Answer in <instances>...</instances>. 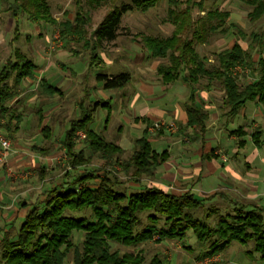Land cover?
<instances>
[{
    "label": "rangeland",
    "instance_id": "obj_1",
    "mask_svg": "<svg viewBox=\"0 0 264 264\" xmlns=\"http://www.w3.org/2000/svg\"><path fill=\"white\" fill-rule=\"evenodd\" d=\"M176 1L177 6H172L171 9H173L174 12H179L188 7L191 11L193 22L204 17L205 13L208 11L217 10L229 13V17L226 19L223 26L224 28H228L225 34L220 32L222 29L220 28L214 34H207L203 43L195 42L194 44L197 53L202 57H206L207 65L214 64L215 56L224 50L230 49L235 42H239L243 47H246L251 43V35L260 37L262 49H264V17H261L256 22H249L247 13L250 7L245 2L247 0ZM84 2L85 0H45L48 15L53 21V23H51L41 19L31 20L30 17L22 12L18 13L17 19H14L12 16L14 0H0V69L6 64L8 59L14 60L15 52L17 51L26 59L33 61L38 66L45 69L47 77L52 78V83L55 85L58 83V86L60 85L61 88V94H55L50 101V98L42 94L38 87L36 88L33 86L35 90L31 92H23L22 90L25 95L23 99L13 100L7 104L10 113L14 115L18 114L21 119H25L26 116H29L27 117L28 119L30 117L33 118L34 107L36 105L40 107L41 105H46L47 108L55 107V112L51 115L49 120V123H51L54 129L51 139L55 140L57 146L59 144L58 149L61 153L54 169L46 174V177L49 179L48 185L50 186L46 185L47 187L43 188L44 194L36 199L35 204L28 212L34 207H42V201L45 200L47 191L51 189L59 191L61 187L70 186L73 179H76L84 172L93 173V180H89V182L85 180L82 181L78 187L76 186L78 190L86 185H95L100 179H104V177L111 181L114 190L125 192L126 194L143 191L146 186L141 185L142 181L154 183V175L151 178L142 177L140 180H136L137 178L133 176V169L131 167H126L125 170L122 169V167L128 163L133 153V140L141 135L140 130H138V128L134 129L133 127L136 125V122L133 121L135 113L129 107V99L136 90V84L137 86L142 84L143 80L156 91L153 93V97H162L164 95V89L170 91L167 95L165 93V100L170 99L173 92L180 85V87H183L182 84H184L181 79L170 83L171 85L164 84L157 74L156 69L160 64L167 65L169 63L168 54L164 58L152 59L141 43L144 36L163 38L171 36L174 26L167 16L169 7L168 0H158L157 3L146 12L133 10L123 14L118 37L113 42L101 43L99 47L92 38L93 31L111 8L119 6L122 3H127L128 0H108L104 5L93 9L85 8ZM201 7L202 10H200ZM86 11L88 15L85 14ZM76 13L84 14L83 16L86 17L85 21L88 20L86 23L85 21L82 22L83 25H85L80 27L79 33L66 34L65 30L61 32L62 23H74ZM237 30L241 31L244 38L237 39ZM15 31H17V34H15ZM180 39H186L187 41L193 40L194 43L190 30H185ZM255 46L257 51V49H259L258 44H255ZM260 53L264 56V50L260 51ZM174 55L176 56V54ZM239 70L240 68L237 67L234 73ZM71 72L75 73L76 76L74 77L71 75ZM120 74H127L129 80L125 86L113 90L104 89L103 81L97 79L98 75L117 76ZM236 77L241 85L251 80V75L248 70L241 73L236 72ZM8 83L12 85V79ZM201 84L204 85L205 81H202ZM33 85H36V83ZM143 86H147L146 88L149 87L145 84ZM213 88L216 93L213 94L214 97L211 102L215 106L212 111L218 112L219 114L226 113V109L222 106V94H219L221 88L219 85H213ZM17 95L16 93L15 96ZM31 96L34 98L33 102H30ZM112 96L115 97L113 98ZM40 98L43 101H41ZM105 98H111L110 109L112 111L106 127V110L102 107L94 106L95 100L96 102L98 101V103H103L105 101L110 103V100ZM77 99L78 101L82 99L83 102H85V107L88 106L90 109L93 108V119L89 128L99 133L108 141L115 144H117V142L120 143L119 146H121L122 152L116 154L112 160H104L100 158L98 154L92 153L83 139L81 140L80 136H77L74 142V150L76 152L78 150H83L86 155L90 156V162L78 168H73L68 164V157L63 150L60 140L63 139V132L69 127L68 121L72 118H79L78 116L75 117L79 112L77 105H75V103L78 102ZM137 100L138 98L136 97V101ZM251 103L253 102H248L244 106L246 108L245 115L248 118L247 120L239 116L237 119L235 118V122L231 124L230 122L233 121L236 115L228 116L225 114V122L227 124L230 123L228 128L237 129L239 125L242 131L237 134L228 132L226 136L224 135V138L228 140L231 136L234 137L233 143L231 142V145L228 147V152L231 158L230 162L235 171L238 172L240 176L244 177L249 185H251V182L255 181L257 182V187H260V184L264 183V166L260 168L262 171L258 174V168H255L256 164L252 163L251 166L244 162L245 154H248V150L247 147L244 148L245 144L243 139H249L250 134L257 131H260V142L262 137H264L262 136V133H264V131H262L264 130V110H262L259 105H256L257 107H252ZM250 106L253 112H257L258 109L262 111L260 115L256 113L257 118L255 117V121H249L251 116L249 111ZM245 108H243L242 111H244ZM238 113H241V110ZM0 119L2 120V124L6 121V118L0 117ZM14 123L15 121L12 120V124ZM2 124H0V126ZM172 124L173 126L170 130H163V128L154 129L153 124L148 126V132L149 134L151 133L148 138L151 140L152 149L157 153H161L164 149L172 147L173 156L178 147L185 146L183 149H186L188 146L194 147L195 136L193 130L178 125L175 121H172ZM20 127L22 128V135L26 136L25 146L28 147L33 143V141L29 139L30 137L28 134L34 129L36 130V128H31L30 122L29 124L25 122ZM0 129L10 139L7 134L8 132L3 127ZM203 135L205 136V133ZM239 140L241 145L236 143ZM184 141L188 142L187 145L184 144ZM233 149H238L237 157L232 154ZM262 156L264 155H261V157ZM174 158L173 161L177 162V156H174ZM227 161H229V159H226V162ZM255 174H257V176H255ZM34 180L36 181L37 179L35 178ZM192 180H194V177ZM19 184L21 185V183ZM238 185H240V187L244 186L242 183H238ZM162 188L163 191H169L171 193H191L194 195V183L190 180H186V182L185 180L181 182L176 181V183H170ZM221 193L222 194L219 193V195L216 196V200L211 202H208V199L198 198V193L194 195L196 199L202 201V205L199 209L190 211L189 216L192 219H197L204 226H208L203 232L204 235L209 233L207 230L214 229L215 224L221 218H226V223L229 225L232 224L233 221H231L230 218L234 215H238V213L252 211V214L259 215L261 221L264 222V206H262L264 204H262V201L239 198V202L236 203L234 200L237 199L236 197L228 192ZM26 198L29 199L30 195ZM258 204L261 205L259 206ZM151 215L156 218L154 221L158 228L167 226L161 214L146 211L138 215L139 223L134 228L135 233L141 231L150 223L149 217ZM72 217L90 218V212L72 213ZM180 221L186 223L180 224V227H187L184 239L181 241L176 239H166L159 243L149 241L136 247L111 244V251H118L121 254L140 251L146 262L153 256H157L163 261V264H228V258H231L232 261L235 260V264H264V260H260V258H258L260 257L259 254L254 252V244L252 241L247 242L245 245L233 242L222 251V253L218 252L213 255H206L215 238H212L213 240L197 241L193 230L188 228L193 220L180 218ZM18 229L19 225L18 227L5 226L4 230L0 233V246L4 239L14 241ZM72 238L74 243L79 245L83 241V232H73ZM248 252L253 255L252 259L247 257ZM64 264H72L71 254L67 256Z\"/></svg>",
    "mask_w": 264,
    "mask_h": 264
},
{
    "label": "trees",
    "instance_id": "obj_2",
    "mask_svg": "<svg viewBox=\"0 0 264 264\" xmlns=\"http://www.w3.org/2000/svg\"><path fill=\"white\" fill-rule=\"evenodd\" d=\"M107 1L85 0L84 7L93 9ZM157 1L128 0L127 3L111 8L92 33L95 44L99 47L101 43L113 42L118 37L123 14L133 10L146 12ZM245 2L250 7L247 13L249 22L253 23L264 17V0ZM13 4L14 19L22 12L31 20L41 19L53 23L48 15L45 0H14ZM168 6L167 16L174 26L171 36L165 38L144 36L141 43L152 59L164 58L168 54L169 63L160 64L156 69L164 84L181 79L189 87L190 93L184 104L187 120L185 127L193 130L194 134L206 131L208 113L196 105L195 93L198 90L210 89L213 85H219L221 88L222 106L228 116L237 115L248 102H253L264 110V56L260 53L264 49L260 37L251 35V43L246 47L235 42L230 49L215 56L214 64L207 65L206 57L197 53L194 44L203 43L207 34H214L220 28H222L220 32L225 34L228 28L223 26L229 13L208 11L204 17L193 22L188 7L174 12L171 8L177 6L176 0H168ZM83 15L76 13L74 23H62L61 32L65 30L66 34L79 33L80 27L85 25L82 23L86 18ZM185 30L191 31L194 43L193 40L180 39ZM15 32L17 34V31ZM236 34L237 39L244 38L240 30H237ZM255 44H258V52ZM14 57V60L8 59L0 69V117L6 118L0 128L3 127L8 136L16 129L21 117L18 114H11L7 104L15 97L20 80L31 78L36 69L34 63L21 53L16 51ZM237 67L240 70L236 72L248 70L251 80L241 85L237 81L236 72L234 73ZM11 79L13 83L9 85ZM97 79L103 81L104 89H117L126 85L129 76L98 75ZM202 81H205L204 85L201 84ZM46 87L51 92H58L54 87ZM12 120L15 121L14 124ZM90 120V113L84 112L79 119L72 120L64 132L61 145L68 157V164L73 168L90 162V156L83 150L77 152L74 150V137L78 131L84 132V143L90 151L104 160H112L116 154L122 152L118 145L106 141L100 134L90 130L87 127ZM241 131L242 129L238 128L232 133L237 134ZM259 134L260 131H257L251 135L256 146L259 145ZM166 158L165 151L157 153L152 149L145 129L142 137L134 141L133 153L122 169L131 167L136 180L142 177L151 178L156 168ZM92 177L93 173L84 172L73 179L70 186L61 187L59 191L56 189L47 191L46 198H49L42 201L41 208L34 207L26 214L14 241L4 239L0 246V264H64L69 254L72 264H163L157 256L146 262L140 251L121 254L118 251H111L110 245L136 247L149 241L156 243L166 239L181 241L187 227L179 226L183 223L180 218L193 220L188 228L193 230L197 241L215 238L206 255L221 252L233 242L245 245L252 241L254 252L264 260V222L259 215L252 214V211L232 216L230 220L233 223L230 225L226 223V218H221L214 229L207 230L209 233L204 235L203 232L208 226L189 216L190 211H195L202 205V201L196 199L193 194L174 195L159 188H145L138 193L126 194L114 190L113 184L106 177L95 185L76 189L82 181L93 180ZM85 211L90 212L91 219L72 217V213ZM146 211L161 214L167 226L158 228L154 221L156 218L151 215L150 223L135 233L134 228L139 223L138 215ZM73 232H83V241L79 245L73 241Z\"/></svg>",
    "mask_w": 264,
    "mask_h": 264
},
{
    "label": "crops",
    "instance_id": "obj_3",
    "mask_svg": "<svg viewBox=\"0 0 264 264\" xmlns=\"http://www.w3.org/2000/svg\"><path fill=\"white\" fill-rule=\"evenodd\" d=\"M34 65L36 66V69L33 72V76L31 78H23L20 80L17 90L19 91L17 92L18 95L15 96L11 101L21 98L23 99L25 97L23 92H31L35 90L33 89V86L36 88L38 87L42 94H45L46 97L50 98V101L55 94H61L60 85L58 86V83L56 85L52 83L53 80L51 77H47L45 69H43L41 66H38L36 63H34ZM71 73V75L74 77L76 76L75 73ZM35 83L36 85H33ZM144 84L149 86V84L145 83L144 80L142 81V84H139L138 86L136 84V90L133 96L129 99V107L135 113V118L133 121L136 122V125L133 127L134 129L138 128L141 134L133 140L132 147L134 141L142 137L145 129L147 131V140L151 144V140L148 138V136L150 137L151 133L149 134V129L147 128L149 125H152L155 122L172 123V121H175L178 125L185 126L187 121L184 104L187 101L190 89L186 84H182L183 87H180V85L173 92L170 99L166 100L165 93L167 95V93L170 91L164 89V95L162 97L156 98L153 97V93L156 91H154L151 86L146 88L147 86H143ZM46 86L54 87L58 90V92H51ZM214 93L216 92L213 87L207 90L203 89L196 91L195 93L196 105L198 107H202L208 113L206 131L204 132L205 136L203 135L204 133L194 134V147L188 146L186 149H183L185 146L178 147V149L175 151V155L173 156L172 147L164 149L163 152H166L167 158L156 168L153 178L155 182L142 181L141 185H145L146 188H159L163 191L162 187H166V185H169L170 183H176V181L181 182L182 180H185L186 182V180H190L194 183V195L195 193H198V198H203L206 200L208 199V202L216 200V196H218L219 193L222 194L221 192H228L237 198L234 199L236 203L239 202V198H247L254 200L257 199L260 202L262 201V204H264V183H261L260 187H257V182L255 181L251 182V185H249L246 179L235 171L233 165L230 162L231 158L228 152V147L231 145V142L233 143L234 137L231 136L228 138V140L224 138V135L226 136L228 132L232 133V131H235L236 128H228L230 123L233 124L235 122V118L237 119L239 116H241V118L244 120L248 119L245 115V105L243 106L245 110L242 111V108L241 113H238L233 118V121L227 124L224 118L226 113L219 114L218 112L212 111L215 108L213 103H211ZM219 94H222L221 90L219 91ZM33 96L30 97V102H33ZM136 97L138 98L137 101ZM105 99H109L110 103L107 101L98 103V101L96 102L95 100L94 106L102 107L106 110V127L111 117L112 111L110 109L111 98ZM40 100L43 101L41 98ZM76 103L75 105H77L79 112L75 117L78 116L80 118L84 112L90 113L91 120L87 125L89 128V125L93 119V108L90 109L88 106L85 107V102H83L82 99ZM256 105L257 104L255 103H251L252 107H257ZM251 106L249 108L251 113L249 121H255V117L257 118L256 113L260 115L262 114V111L261 109H258L257 112H253L251 110ZM34 108V117H30L28 119L27 117L29 116H26L25 119L22 118L11 136H9L11 139V148L6 164L2 167L0 166V233L4 230L5 226H21L28 210L35 204L36 199L40 198L44 194L43 188L50 186L48 185L49 179L46 177V174L54 169L61 153L58 149L59 144L57 146L55 140L51 139L54 129L51 126V123H49V120L51 115L55 112V107L47 108L46 105H41V107L36 105ZM72 119L68 121L69 124ZM25 122L28 124L30 122V127L36 128V130L34 129L28 134L30 137L29 139L33 141V143L28 147L25 146L26 136L22 135V128L20 127ZM238 128H240L239 125L237 129ZM164 129L166 130V128H163V130ZM252 133L250 134L249 139H243L245 144L244 148L247 147L248 150V154H245L246 156L244 162L251 166L252 163L256 164L255 168H258L257 173L260 174L262 171L260 168L264 166V156L261 157V155H264V153H262L264 152V137H262L260 142L259 136V145L256 146L253 142V137L251 136ZM80 135H84V138H81V140L83 139L84 141V132L78 131L75 133L74 142L75 139H77V136ZM262 136H264V133H262ZM61 141L62 139L60 140V143ZM187 143L188 142L186 141L184 144L187 145ZM236 143L241 145L240 140ZM119 144L120 143L117 142L116 145L119 146ZM232 154L237 157L238 149H233ZM174 156H177V162L173 161V159H175ZM226 159H229V161L226 162ZM255 176H257V174H255ZM193 177L194 180H192ZM35 178L37 179L36 181H39L36 182L34 180ZM19 183H21V185ZM238 183H242L244 186L240 187ZM172 194L179 195L180 193L172 192ZM28 195H30L29 199L26 198ZM220 253H222V251ZM247 257L252 259L253 255L248 252ZM234 261H232L231 258H228V264H235Z\"/></svg>",
    "mask_w": 264,
    "mask_h": 264
},
{
    "label": "built area",
    "instance_id": "obj_4",
    "mask_svg": "<svg viewBox=\"0 0 264 264\" xmlns=\"http://www.w3.org/2000/svg\"><path fill=\"white\" fill-rule=\"evenodd\" d=\"M0 124H2V120L0 119ZM172 123H163V122H155L153 123V128H166L170 130L172 128ZM80 138H84V135H80ZM10 139L6 136L4 132L0 129V166H4L7 161V157L10 151Z\"/></svg>",
    "mask_w": 264,
    "mask_h": 264
}]
</instances>
